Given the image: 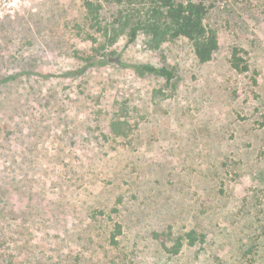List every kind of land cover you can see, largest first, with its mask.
Listing matches in <instances>:
<instances>
[{
	"label": "rangeland",
	"instance_id": "rangeland-1",
	"mask_svg": "<svg viewBox=\"0 0 264 264\" xmlns=\"http://www.w3.org/2000/svg\"><path fill=\"white\" fill-rule=\"evenodd\" d=\"M84 4L0 0V264H264V0H214L204 64L186 38L103 51ZM169 227L205 241L172 254Z\"/></svg>",
	"mask_w": 264,
	"mask_h": 264
},
{
	"label": "trees",
	"instance_id": "trees-1",
	"mask_svg": "<svg viewBox=\"0 0 264 264\" xmlns=\"http://www.w3.org/2000/svg\"><path fill=\"white\" fill-rule=\"evenodd\" d=\"M117 2L122 4L124 0H117ZM213 2L214 0H129L132 6L121 8L114 15V19L106 23L101 15L103 9L101 2L85 0L84 5L94 21L92 26H97L96 31H99V34L105 38L101 46L103 51L114 45L121 36H127V43L130 44L143 34L148 48L152 50L160 49L165 42L186 38L192 44L197 60L204 64L210 62L220 49L217 29L210 27L206 22ZM243 53H246L244 49L234 47L230 63L237 71L248 72L250 65ZM144 68L168 80L174 77L173 71L167 66L146 65ZM14 78L15 76L11 75L5 80ZM113 132L119 135L125 133L121 126L120 129L115 128ZM112 212L118 213L119 208L114 206ZM122 234L123 224L116 222L115 229L111 233L114 245L119 243L117 237ZM153 236L172 254H178L186 244L192 246L198 242H204L206 237L205 234L198 233L195 229L174 237L171 227L161 232L154 231Z\"/></svg>",
	"mask_w": 264,
	"mask_h": 264
}]
</instances>
